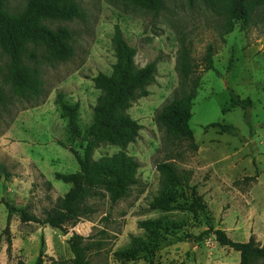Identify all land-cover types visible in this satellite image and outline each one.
Masks as SVG:
<instances>
[{"label":"rangeland","instance_id":"obj_1","mask_svg":"<svg viewBox=\"0 0 264 264\" xmlns=\"http://www.w3.org/2000/svg\"><path fill=\"white\" fill-rule=\"evenodd\" d=\"M4 10L22 13L29 0H3ZM79 16L70 21L46 22L53 31L66 28L70 37L60 46L29 45L21 64L40 82L38 97L18 96L5 83L9 59L0 47V203L24 208L43 217L69 185L54 175L73 174L79 167L69 148L83 152L81 139L73 142L67 121L55 105L56 95L79 105L81 134L93 121L92 109L100 97L93 79L110 75L116 63L111 39L115 26L136 49L135 64L144 67L158 59L149 96L139 99L127 114L141 130L126 148L138 163L137 184L112 206L108 199L91 200L95 213L66 231L22 224L16 216L7 221L0 205V264H72L69 241L74 234L84 238L90 264H239V254L219 246L214 236L194 242L207 228L190 202L178 200L170 211L151 210L159 194L157 166L168 163L191 174V185L203 196L206 216L216 229L234 242L254 237L264 247V6L249 26L234 21V30L219 39L223 18L215 12L214 0H162L157 11L121 0H72ZM184 44L195 63L208 44L215 48L214 71L196 73L200 85L192 103L189 126L197 151L188 143L167 138L156 118L180 94L176 70L179 46ZM64 49L71 56H63ZM232 68L227 72L229 60ZM228 88L241 99H250L249 123L243 110L230 103ZM231 125L239 137L205 130L210 124ZM63 144L65 147H61ZM118 148L101 145L93 159L110 157ZM258 173V175H256ZM7 174V175H6ZM247 178V179H246ZM167 220L171 232L161 240L152 261L125 263L115 253L131 246L133 237H144L139 223ZM69 238V240H68ZM264 264V262L262 263Z\"/></svg>","mask_w":264,"mask_h":264},{"label":"trees","instance_id":"obj_2","mask_svg":"<svg viewBox=\"0 0 264 264\" xmlns=\"http://www.w3.org/2000/svg\"><path fill=\"white\" fill-rule=\"evenodd\" d=\"M141 6L147 10L157 11L162 0H121ZM215 12L224 20L219 27V39L224 43V37L234 30V21L243 22L249 26L256 18V11L264 6V0H214ZM79 16V7L72 0H29L26 9L17 15L4 10V1L0 0V47L9 59L5 83L10 85L18 96L38 97L40 82L30 68L21 64V59L29 45L60 46L70 37L66 28L53 31L45 25L52 21H70ZM116 63L110 75L99 74L93 79L95 89L100 91L96 106L92 109L93 121L81 134L79 126V105L65 101L64 95L58 93L55 105L59 108L61 117L67 121V132L73 142L77 138L83 143V152L69 148L76 160L79 170L73 174L56 173L54 179L69 185L66 194L56 199L52 208L43 211V217L30 215L24 208H16L8 202H1L7 211V221L13 216L22 224L34 223L52 229L66 231L77 225L82 219L95 213L89 205L91 200L107 198L114 206L126 197L129 189L137 184L136 174L138 163L126 153L129 144L135 142L141 126L127 114L132 105L139 99L149 96L148 88L154 83L158 59H154L142 68L135 64L136 49L123 38L118 26L114 27L111 39ZM63 56H71V51L64 49ZM215 48L208 44L203 56L195 63L184 44L179 46L176 58V70L180 77V94L173 98L157 116L156 121L163 129L167 138L188 143L192 151H197L193 132L189 126L192 118V103L200 85L196 73L204 74L214 71ZM232 68L230 59L227 72ZM231 105L243 110L244 121L249 123V111L252 108L250 99H241L228 88ZM4 101L0 90V105ZM217 129L221 134L239 137L236 128L231 125L210 124L205 130ZM65 147L63 144H59ZM101 145L118 148V152L110 157L94 160L95 151ZM159 173V194L150 204L151 210L170 211L178 200L190 202L200 213L207 228L201 236L191 239L194 242L214 236L216 243L239 254V264H262L264 262V247L256 242L254 237L245 242H234L227 234L216 229L206 216V205L203 196L195 186L191 185V174L177 171L168 163L157 166ZM7 175V174H6ZM258 175V173H256ZM247 179V178H246ZM144 237H133L131 246L119 250L115 256L128 263L135 259L152 261L155 253L161 247V240L171 232L167 220H146L139 224ZM84 238L74 234L69 241L72 254V264H90L87 257V247L83 245ZM35 264H43L42 256H38Z\"/></svg>","mask_w":264,"mask_h":264},{"label":"water","instance_id":"obj_3","mask_svg":"<svg viewBox=\"0 0 264 264\" xmlns=\"http://www.w3.org/2000/svg\"><path fill=\"white\" fill-rule=\"evenodd\" d=\"M76 140L79 141V138H77ZM68 240H69V238H68Z\"/></svg>","mask_w":264,"mask_h":264}]
</instances>
